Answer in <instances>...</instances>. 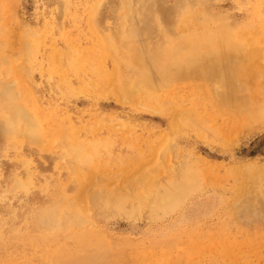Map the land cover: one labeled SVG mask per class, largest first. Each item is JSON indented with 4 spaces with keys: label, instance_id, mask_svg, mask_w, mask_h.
Here are the masks:
<instances>
[{
    "label": "rangeland",
    "instance_id": "rangeland-1",
    "mask_svg": "<svg viewBox=\"0 0 264 264\" xmlns=\"http://www.w3.org/2000/svg\"><path fill=\"white\" fill-rule=\"evenodd\" d=\"M122 2L0 0V264H264L263 120L235 114L234 99L215 110L206 74L175 80L190 96L180 106L177 97L143 111L165 91L147 84L137 90L149 94L118 102L167 54L140 71L127 54L104 53L129 36L145 54L157 41L171 52L179 21L202 24L199 40L224 26L229 40H251L233 60L257 54L227 91L258 105L264 0ZM101 135L108 145L91 144L90 166L71 168L65 141L84 151Z\"/></svg>",
    "mask_w": 264,
    "mask_h": 264
},
{
    "label": "bare ground",
    "instance_id": "bare-ground-1",
    "mask_svg": "<svg viewBox=\"0 0 264 264\" xmlns=\"http://www.w3.org/2000/svg\"><path fill=\"white\" fill-rule=\"evenodd\" d=\"M122 1L124 2L122 3L125 4V0ZM128 9L129 7L126 5L124 7L119 6L120 11H128ZM183 11L185 12L183 9H178L176 15L174 13V18L180 19L184 13ZM202 27H204L202 24L190 25L189 22L179 21L175 33H172L175 36L168 38L170 43L175 46V49H171V52H168L167 49L165 51L163 49L160 50L161 45L164 44L161 41L149 43L147 47L150 53L145 54L143 49L138 48L131 42L130 36L122 38L121 40L110 39L104 53L110 56L125 53L128 57L125 62L140 63L138 66L140 71H144V64H147L148 60L154 62L159 59L160 53L167 54V56H165L167 66L162 65L161 68L157 66L158 72L155 74L145 73L146 76H143L144 80L141 81L143 79L141 78L140 82L136 83L137 85L135 81H131L133 87L117 95L116 98L118 102L127 99L129 96H135V93H139V96L149 94V92L141 94L139 90H137L138 85L147 84V90L162 88L165 91L164 95L160 96L158 100L155 99L154 101H149L148 104H144L143 106L145 107L143 111L148 109L155 110L156 107L165 102L175 103L177 97L179 98L177 105L180 106L183 105L184 102H187L190 96L181 94V92L184 91V87L182 88V86L178 84L175 85V80L180 82L184 80L195 82L197 78L206 74L209 82L205 84V90L213 89L214 93L207 91L205 101L213 105L215 110L225 103H229V99H234L238 104V106L235 107V114L256 118L257 120L260 119L264 122V101L256 105L252 102L250 98L251 95L247 91L241 89L238 91H227L228 89L226 87L232 74L239 73L240 69L245 74L250 73L253 62H256L255 57L257 54L255 52L250 53L247 56V60L242 64L239 61L233 60L230 54L236 52L241 56L244 54L247 55L248 52L245 51L244 47L251 48V40L247 36L244 37L242 35H240L237 40H229L228 31H226L224 26L219 25L208 28L206 30V37L202 38V40L191 38V36ZM165 40L167 41V39ZM214 63L219 64L221 67H215ZM159 75L165 76L160 78ZM105 82L109 83L111 81L105 80ZM105 82L99 85V88L103 90L100 91L102 95L108 94V86L112 87L111 85H105ZM216 87H218V93L215 92ZM122 103L124 102L122 101ZM178 116H181V112L176 114L173 118L175 119ZM13 124L16 126L18 125L16 119ZM109 139L110 138H107L105 135H101V137L94 139L91 143H84V151L83 149L81 151L76 148V146L82 148V145H78L80 142L78 143L77 140L70 138L69 141H65V152L70 157L71 168H75L78 162L81 163L80 165L82 166H90L89 164L92 163L90 159L95 154L91 144L98 143V148L105 147L108 145ZM118 172H125V168L116 167L115 173Z\"/></svg>",
    "mask_w": 264,
    "mask_h": 264
}]
</instances>
